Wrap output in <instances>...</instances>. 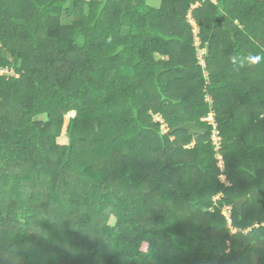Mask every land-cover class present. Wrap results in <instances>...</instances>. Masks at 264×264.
I'll return each mask as SVG.
<instances>
[{
  "label": "trees",
  "instance_id": "1",
  "mask_svg": "<svg viewBox=\"0 0 264 264\" xmlns=\"http://www.w3.org/2000/svg\"><path fill=\"white\" fill-rule=\"evenodd\" d=\"M213 1L0 0V264H264V0Z\"/></svg>",
  "mask_w": 264,
  "mask_h": 264
},
{
  "label": "rangeland",
  "instance_id": "2",
  "mask_svg": "<svg viewBox=\"0 0 264 264\" xmlns=\"http://www.w3.org/2000/svg\"><path fill=\"white\" fill-rule=\"evenodd\" d=\"M210 1L214 2L213 0H210ZM148 4L151 5V6H153V7H155V8H159V7L161 6V0H148ZM194 8H195V7H194ZM192 14H193V13H192ZM192 14H190V15L188 16V18H189L188 21H189V23L193 26V29H194V35L197 36L198 33H199V28H198V26L196 25L195 20L192 18ZM197 44H199V42H197ZM202 52H205V51H202ZM201 54H202V53H201ZM202 64L205 66V63L202 62ZM203 65H202V66H203ZM205 75H207V74H205ZM210 99H211V98L209 97L208 100H210ZM226 99L228 100L227 97H226ZM209 102H210V101H209ZM263 116H264V115H263ZM209 117L213 118V119L216 121V116H215V113H214L213 111H211L210 114H209L207 117H205L202 121L208 124V122L206 121V119L209 118ZM154 121H155V122H159V123L162 124L163 134L167 133V132L171 129V127H169L168 123L166 122V118L162 117L161 114H158L157 116H155ZM217 124H218V123H217ZM208 125H209V124H208ZM206 133H207V131H206ZM203 135H205V134H203ZM210 137H212V130H210ZM175 138H176V137H174V138H172V139H173V140H176ZM219 139H222V136H221V137L218 136V140H219ZM180 140H181V136H180ZM68 143H69V138H68L67 134H66L65 131H64V132L62 133V135H61V136L59 137V139H58V144H60V145H68ZM188 148H190V146H188ZM223 148H224V150H225V144H224V143H221V149L219 150V152H216V156H215V158H216V165H217L218 169L220 168L219 165H223L224 163H225V166H226L225 151H223ZM215 151H216V150H215ZM219 154L222 155L224 161L221 160V159L217 160V157H218ZM219 157H220V156H219ZM219 170H221V169H219ZM220 176H221V175H219V180H220V182H222ZM231 184H232V183H231ZM231 184H230V182L228 181V185H227V184H225V185L230 186Z\"/></svg>",
  "mask_w": 264,
  "mask_h": 264
},
{
  "label": "built area",
  "instance_id": "3",
  "mask_svg": "<svg viewBox=\"0 0 264 264\" xmlns=\"http://www.w3.org/2000/svg\"><path fill=\"white\" fill-rule=\"evenodd\" d=\"M204 55H205V52H202V51L199 52V58L201 60V64H202V62L205 63L204 60H203ZM0 75H11V72L8 69H5V70L0 69ZM206 121L208 122L209 126L212 127V137H211V140L213 142V145L215 147L216 152H219V150L221 149V143H223V141H222V139H219L218 140V136L221 137L220 132L218 130V124L211 117L207 118ZM219 159H221V160L224 161L222 155H220V154L217 157V160H219ZM219 167H220L221 172H222V174L220 176L221 181H222L223 184H227L228 185V179H227V177L225 175V163L223 165H219ZM223 214L226 217L228 223L231 224L232 223V219H231V207L225 209Z\"/></svg>",
  "mask_w": 264,
  "mask_h": 264
},
{
  "label": "water",
  "instance_id": "4",
  "mask_svg": "<svg viewBox=\"0 0 264 264\" xmlns=\"http://www.w3.org/2000/svg\"><path fill=\"white\" fill-rule=\"evenodd\" d=\"M175 130H185V131H188L191 136L198 135V134H202V135L203 134H206V131L205 130H202V129L198 128L196 126V124L193 123V122H187L184 125L176 128ZM231 201L233 202V204H235L237 206V208L239 210H241V207H242L243 203L246 202L247 199L246 198H242L240 200H233V199H231Z\"/></svg>",
  "mask_w": 264,
  "mask_h": 264
}]
</instances>
